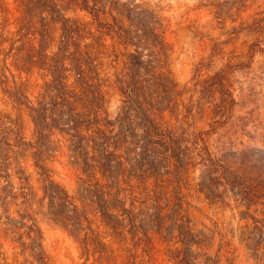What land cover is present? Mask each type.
<instances>
[{
  "label": "rangeland",
  "instance_id": "374dc122",
  "mask_svg": "<svg viewBox=\"0 0 264 264\" xmlns=\"http://www.w3.org/2000/svg\"><path fill=\"white\" fill-rule=\"evenodd\" d=\"M58 53L99 78L109 119L128 77L191 163L135 189L139 228L91 214L86 245L50 219L30 148L23 96L36 104ZM0 123L18 145L0 171V264H264V0H0ZM61 150L46 169L75 197L79 171ZM24 219L40 230L36 251Z\"/></svg>",
  "mask_w": 264,
  "mask_h": 264
},
{
  "label": "trees",
  "instance_id": "16d2710c",
  "mask_svg": "<svg viewBox=\"0 0 264 264\" xmlns=\"http://www.w3.org/2000/svg\"><path fill=\"white\" fill-rule=\"evenodd\" d=\"M56 55L58 58L47 70L50 80L36 104L23 96L35 128V142L30 148L50 219L72 235L83 236L86 245L94 238L91 214L98 215L111 229H120L125 221L139 228L137 219L142 210L135 213L140 210L135 205V189L151 178L162 182V175L171 167L174 174L185 172L191 163L188 147L163 122L162 110L137 104V90L128 77L119 87L122 106L117 117L109 119L102 85L98 77L89 76L90 67L76 56L70 60L60 53ZM138 121L144 123L145 130L140 138L134 131ZM11 129L0 123V171L7 170L17 155L18 145ZM63 148L70 165L79 171L75 197L52 180L46 169V161L62 153ZM224 163L211 162L210 166L225 173ZM1 178L9 181L7 175ZM22 224L30 249L38 250L39 228L31 220L24 219ZM19 228L22 227L13 225L10 232L16 235Z\"/></svg>",
  "mask_w": 264,
  "mask_h": 264
}]
</instances>
